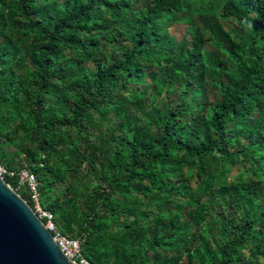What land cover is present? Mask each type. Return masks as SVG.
Masks as SVG:
<instances>
[{
	"label": "trees",
	"instance_id": "16d2710c",
	"mask_svg": "<svg viewBox=\"0 0 264 264\" xmlns=\"http://www.w3.org/2000/svg\"><path fill=\"white\" fill-rule=\"evenodd\" d=\"M215 11L0 0L3 179L89 264H264V0Z\"/></svg>",
	"mask_w": 264,
	"mask_h": 264
},
{
	"label": "water",
	"instance_id": "95a60500",
	"mask_svg": "<svg viewBox=\"0 0 264 264\" xmlns=\"http://www.w3.org/2000/svg\"><path fill=\"white\" fill-rule=\"evenodd\" d=\"M0 264H77L32 207L0 176Z\"/></svg>",
	"mask_w": 264,
	"mask_h": 264
},
{
	"label": "built area",
	"instance_id": "2783aa9c",
	"mask_svg": "<svg viewBox=\"0 0 264 264\" xmlns=\"http://www.w3.org/2000/svg\"><path fill=\"white\" fill-rule=\"evenodd\" d=\"M19 176L20 181L26 182L27 187L30 191V198L32 200L33 206L32 209L41 219H44L45 227L52 233L57 245L60 249L72 260H74L77 264H89L85 259L79 256V245L76 239L66 238L65 236L61 235L57 230L52 222L51 215L48 211L43 209L38 203V196L36 193L35 188V180L31 173L26 168L20 169L17 173ZM13 176L14 172L10 170H6L0 164V176Z\"/></svg>",
	"mask_w": 264,
	"mask_h": 264
},
{
	"label": "rangeland",
	"instance_id": "374dc122",
	"mask_svg": "<svg viewBox=\"0 0 264 264\" xmlns=\"http://www.w3.org/2000/svg\"><path fill=\"white\" fill-rule=\"evenodd\" d=\"M224 2V0H197V3H202V7H207V6H209V5H211L214 9H216V11L215 12H218V10H219V8L221 7V5H222V3ZM194 6H195V4H194ZM196 9V8H195ZM216 14H218V13H216ZM197 20H198V17L197 16H195V15H193V21H194V24H197ZM176 26L174 27V28H171V31H175V32H177V33H182L183 35H184V38H186V39H189V33H188V30H186L184 27H185V24L184 23H182L181 21H179V23H177V24H175ZM191 25H189L188 27H190ZM226 28V27H225ZM226 30L228 31V32H230V30L229 29H227L226 28ZM4 139V136H0V141L1 140H3ZM17 140H19L20 141V139L18 138ZM0 151H4V152H2V153H12L13 152V148H5V147H3V146H0ZM1 153V152H0ZM2 153L0 154V156H2ZM2 159H4V156H3V158ZM20 160H22V161H20L22 164H24L25 163V161L23 160V159H20ZM15 162H17V161H15ZM12 163L13 164H17V163H14L13 161H12ZM0 164H1V166L2 167H4V161H0ZM5 168V167H4ZM39 203V202H38Z\"/></svg>",
	"mask_w": 264,
	"mask_h": 264
}]
</instances>
